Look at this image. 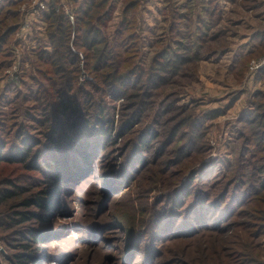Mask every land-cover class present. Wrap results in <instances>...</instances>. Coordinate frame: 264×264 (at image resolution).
I'll return each mask as SVG.
<instances>
[{
  "label": "rangeland",
  "instance_id": "374dc122",
  "mask_svg": "<svg viewBox=\"0 0 264 264\" xmlns=\"http://www.w3.org/2000/svg\"><path fill=\"white\" fill-rule=\"evenodd\" d=\"M118 1L120 7L122 2L124 7L130 1L139 4L140 64L148 69L136 90L122 92L114 103L113 97L94 94L101 99L98 105L109 106L113 138L90 159L88 172L81 167L79 177L62 176L59 186L56 164L47 169L40 164L32 171L0 162V192L11 189L13 180L26 186L13 199L0 200V264H18L19 255L29 264H264V230L255 237L258 220L248 214L251 207L230 227L225 223L217 229L213 223L220 212H212L223 192L229 197L251 193L264 177V76L250 71L253 61L264 58L262 38L263 50L250 54L264 34V6L254 9L255 0H214L220 6L213 23L205 16L213 11L211 0ZM5 4L15 6L14 1L0 0V7ZM17 10L6 20V28L11 24L16 30L6 49L9 56L0 62L4 154L16 150L26 128L28 136L43 139L33 121L37 114H27L25 102L38 88L24 77L35 72L38 57L28 43L19 56L22 69L14 68ZM175 13L181 22L173 19ZM6 28L0 26V31ZM115 28L112 24L108 30L109 39ZM168 48L169 60L155 64L154 58ZM256 141L260 147L254 149L251 143ZM43 190L57 193L51 211L23 206ZM196 205L209 209L208 231L191 232L188 226L187 234L173 239L156 232V224L162 216L170 218L172 209L177 215L174 231L184 229ZM23 212L34 218L23 222ZM32 231L45 240L35 244ZM149 251H155L150 259Z\"/></svg>",
  "mask_w": 264,
  "mask_h": 264
},
{
  "label": "trees",
  "instance_id": "16d2710c",
  "mask_svg": "<svg viewBox=\"0 0 264 264\" xmlns=\"http://www.w3.org/2000/svg\"><path fill=\"white\" fill-rule=\"evenodd\" d=\"M227 1L233 3L237 0ZM60 2L61 0H52L46 18L47 37L51 49L41 48L37 52L35 72L28 74L30 72L28 71L24 75L30 84L38 87L34 94L28 95L25 102L28 106L27 114L33 112L37 114L33 121L43 139L39 141V138L33 135L28 136L27 128L25 130L21 128L16 150L11 148L4 154L0 143V162L21 164L26 168L31 167L32 171L37 170L40 164L45 169L56 164L60 173L57 184L59 186L64 176L70 175L69 179H73L80 176L81 167L91 168L90 159L101 150L100 146L104 148L105 144H109L113 138L112 126L108 124V113H106L109 106L106 102L104 105H98L101 99H95L94 94L101 93L103 99L107 100L113 97L110 102L114 103L122 92L136 90L139 79L144 76L143 71L148 69L140 64L142 37L137 30L140 20L137 13L138 2L130 1L124 7L122 18L116 25L112 39H109L107 32L111 28L110 23L117 10L113 0H79L76 3L78 16L74 23L64 12ZM16 8L17 5L0 7V26L3 28L8 26L9 23L6 20L11 18ZM171 29L175 32V27L172 26ZM15 30L16 27H11L10 24L8 28L0 31V62H4L9 56L6 49L13 40ZM168 52L169 48L158 54L154 58L155 64H161L168 59ZM80 54L85 57L83 67ZM176 55L178 60L184 61L182 55ZM259 73L257 78L264 76L263 70ZM84 75L88 76V79L82 82L81 78ZM110 75L113 76L112 82L108 81L111 79ZM113 80L118 83H113ZM255 103L263 104L257 101ZM127 127L128 125L125 126ZM95 137L97 141L93 142ZM251 145H255L254 149L257 146L260 147L257 141ZM77 162L78 164H75ZM88 168L84 169V172ZM19 181H9L8 186L11 189L0 192L1 202L13 199L26 190V186L21 184V180ZM254 190L251 193L242 192L239 193L240 195L234 194L231 197L223 192L213 204L212 212L216 210L220 212L218 220L213 223V228L217 229L219 224L225 223L226 227H230L236 216L243 215V211L251 207L248 214L253 213V220H258L255 224L259 232L255 234V237L259 235L260 230H264V198H262L264 177L260 180V186L258 185ZM186 191L184 189L182 194ZM56 194V191L43 190L34 197L27 198L23 206L51 211L56 203L53 199ZM227 199L230 200L228 205ZM208 210L205 205H196V208L190 212L192 213L191 223L185 225L186 222H184V229L174 231V220L177 215L172 209L170 218L161 215L162 219L156 224V232L158 230V234H163L161 238L168 236L169 239H173L181 234H187L188 230L185 227L188 226L191 232L208 231L207 228L211 225L210 218L207 216ZM20 216L23 222L34 218V214L29 212H23ZM185 217L184 215V221ZM31 238L35 244H39L45 240L46 236L32 231ZM154 252L149 251L147 254L149 259ZM18 258V264H29L23 259L25 258L23 255H19Z\"/></svg>",
  "mask_w": 264,
  "mask_h": 264
},
{
  "label": "built area",
  "instance_id": "2783aa9c",
  "mask_svg": "<svg viewBox=\"0 0 264 264\" xmlns=\"http://www.w3.org/2000/svg\"><path fill=\"white\" fill-rule=\"evenodd\" d=\"M14 1V5L17 4L18 14L20 17L18 46L14 49L16 52V61L14 63L15 69H22V61L19 60V56L24 54V43H28L32 46V53L35 54L39 51V48L44 50L50 49L48 41L42 42L43 38L47 36V22L46 17L50 9L52 0H10ZM64 12L69 17L70 21L74 23L76 21V10L70 4V0H62L60 3ZM14 53V52H13ZM82 57V67L84 65V55ZM264 68V58L262 60H255L251 64V72L253 74L258 73ZM88 79V76H83L81 81Z\"/></svg>",
  "mask_w": 264,
  "mask_h": 264
},
{
  "label": "crops",
  "instance_id": "0c3cea01",
  "mask_svg": "<svg viewBox=\"0 0 264 264\" xmlns=\"http://www.w3.org/2000/svg\"><path fill=\"white\" fill-rule=\"evenodd\" d=\"M79 0H70V4L75 8V10H76V13H77V9H78V6H76V3L78 2ZM123 1V0H122ZM61 2H62V0H61ZM60 2V3H61ZM135 2H137V1H135ZM255 2V4H254V6H253V8L254 9H258V8H260L261 6H264V2H262V3H260L261 2V0H255L254 1ZM114 3L117 5L118 3H119V1L117 0V2H115L114 1ZM119 5V4H118ZM117 5V10H116V12L114 13V18H113V20H112V22L110 23L111 24V27H112V24H114L115 26L119 23V21L121 20V18H122V15H121V11H120V8H124V4H123V2H122V7H120V6H118ZM228 5H231V4H228ZM233 5V4H232ZM219 6L220 5H218V2H216V1H214V0H211V3H210V7H212V10L213 11H211L210 10V12H208L205 16H206V18L207 19H209L210 21H211V19L212 18H214V17H216V12L215 11H218V9H219ZM3 7H8V6H6V4L5 5H3ZM178 13H175L174 15H173V19L174 18H176V19H181V20H183V18H180L178 15H177ZM76 16H78V14L76 15ZM205 16L204 15H200L199 16V18H202V19H206L205 18ZM47 18V17H46ZM76 19H77V17H76ZM181 20L180 21H178V22H181ZM211 22H213V21H211ZM213 23H215V22H213ZM262 31H264V28H263V30ZM260 38H262V39H264V34H261L260 35V37H258V39H257V48H255V50H254V52L252 51L250 54H255V53H257V54H259L262 50H263V48L262 47H260V44H259V40H260ZM45 41H48L49 42V39H48V37L47 36H45L44 38H43V40H42V42H45ZM49 45H50V42H49ZM259 45V46H258ZM42 48V47H41ZM41 48H39V50L41 49ZM50 49H51V46H50ZM260 51V52H259ZM256 54V55H257ZM250 55H248L247 57H243L242 59H244V58H248Z\"/></svg>",
  "mask_w": 264,
  "mask_h": 264
}]
</instances>
